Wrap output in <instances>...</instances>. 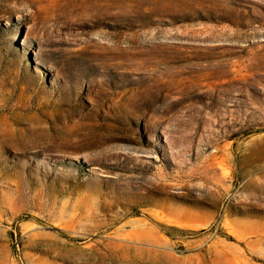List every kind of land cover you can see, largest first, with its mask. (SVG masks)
<instances>
[{
    "label": "rangeland",
    "instance_id": "rangeland-1",
    "mask_svg": "<svg viewBox=\"0 0 264 264\" xmlns=\"http://www.w3.org/2000/svg\"><path fill=\"white\" fill-rule=\"evenodd\" d=\"M0 264H264V0H0Z\"/></svg>",
    "mask_w": 264,
    "mask_h": 264
},
{
    "label": "trees",
    "instance_id": "trees-1",
    "mask_svg": "<svg viewBox=\"0 0 264 264\" xmlns=\"http://www.w3.org/2000/svg\"><path fill=\"white\" fill-rule=\"evenodd\" d=\"M229 238H233L232 235H228Z\"/></svg>",
    "mask_w": 264,
    "mask_h": 264
}]
</instances>
